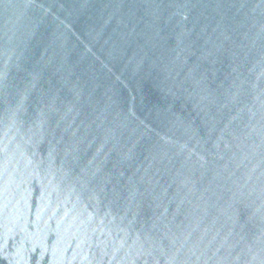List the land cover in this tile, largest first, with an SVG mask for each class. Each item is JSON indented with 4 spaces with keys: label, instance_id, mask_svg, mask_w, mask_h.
Returning a JSON list of instances; mask_svg holds the SVG:
<instances>
[{
    "label": "water",
    "instance_id": "95a60500",
    "mask_svg": "<svg viewBox=\"0 0 264 264\" xmlns=\"http://www.w3.org/2000/svg\"><path fill=\"white\" fill-rule=\"evenodd\" d=\"M0 264H264V0H0Z\"/></svg>",
    "mask_w": 264,
    "mask_h": 264
}]
</instances>
